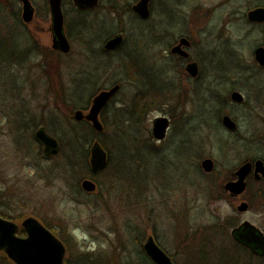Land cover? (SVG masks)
<instances>
[{"label": "rangeland", "instance_id": "rangeland-1", "mask_svg": "<svg viewBox=\"0 0 264 264\" xmlns=\"http://www.w3.org/2000/svg\"><path fill=\"white\" fill-rule=\"evenodd\" d=\"M32 1L39 10L47 2ZM150 2L151 9L155 5L161 15L162 20L154 13L152 18L159 21V31L168 30L164 22L172 14L178 21L169 31L174 33L175 28L189 35L223 24V17L235 7L236 21L226 32L252 67V50L263 40L259 30H248L246 15L264 5V0H235L221 7L220 0H178L173 10V0ZM136 3L103 0L101 8L91 13L94 19L79 17L84 34L96 39L90 42L94 49L74 35L72 55H56L61 69H42V56L29 51L35 45L48 57L55 56L51 21L43 16L24 25L19 17L20 24L14 19L22 8L20 0L0 3V212L13 218L20 232L23 221L32 217L47 229L44 221L48 223L60 240L61 236L71 237L65 262L73 254L93 253V260L105 257L99 259L102 264L137 263L148 237L153 236L176 264H263L240 248L232 256L231 233L244 220L264 229V199H254L248 212H239L243 201L249 203L247 197L232 198L222 184L246 159L264 153L263 147L256 146L259 142H254L255 134L264 129V90L254 110L231 106V101L224 107L215 100L216 89L224 103L233 87L244 93L256 91L247 90L245 72L239 77L234 71L226 73L217 87L218 62H234L231 54L224 56L231 48L220 44L206 52L210 66L203 71L202 94L193 92L195 84L187 80L185 72L171 62L156 60V50L149 43L156 23L137 19L131 11ZM183 19L187 21L185 30L180 27ZM204 20L207 23L202 29ZM113 32L125 33L127 46L131 45L121 57L127 68L118 62L102 76L97 69L100 61L103 66L104 62L96 49ZM159 56L165 59L163 52L159 51ZM259 77L264 81V73ZM118 79L124 86L104 113V133L97 135L111 150L112 168L105 173L111 180L101 175L98 189L89 194L81 183L89 173L86 154L95 137L87 123L74 116L89 107L93 93L111 87ZM140 89L155 104L148 106L141 122L133 119L137 117L134 99ZM222 111L239 123V134L224 129ZM160 117L174 120L168 138L161 143L154 140L152 132L154 120ZM41 127L60 142L57 155L46 157L40 143L31 139ZM206 159L214 162L212 173L202 168Z\"/></svg>", "mask_w": 264, "mask_h": 264}, {"label": "flooded vegetation", "instance_id": "flooded-vegetation-1", "mask_svg": "<svg viewBox=\"0 0 264 264\" xmlns=\"http://www.w3.org/2000/svg\"><path fill=\"white\" fill-rule=\"evenodd\" d=\"M29 1H30V4H31L32 9H33L31 20L29 22L25 21L24 4L21 2V0H20V2L22 3V8L19 9V16L17 17L15 15L14 19L16 21H18L20 24H22V22H23L24 25L30 24L35 20V18H39V17H43V16L48 18L51 21L50 31H51V36H52V50L56 53L55 56L54 57H51V56L48 57L46 54V51H44V52L40 51V50L38 51V48L35 45H32V47L29 49V51L31 53H38L39 56H42L43 63L40 65L42 69L44 67L46 69L48 67L50 68V66H51V68L54 67L56 69H59V68L61 69L62 65H61L60 61H58L57 57L58 56L59 57H61V56L67 57V56L72 55V51L74 49L73 48V42H72L74 35H77L78 36L77 38H79L81 42L84 40H87L89 45L91 46V50L93 51L94 46L92 45L93 44L92 40L96 41V39L93 38L92 36H88L87 34H84V31H82V30L85 27L80 21L78 22L77 19L79 17H82V16L90 17V19H92L93 17H92L91 13L98 10L99 8H101V1H103V0H99L98 5L94 8L80 7L76 0H62L61 1L62 2L61 3V9H62V14H63V18H64V33H65V36L70 43L69 53H62L61 51L55 50L53 48V39H54V35L52 32V21H53L52 19L53 18H52L50 0H47L46 6L42 10H39L38 6L32 0H29ZM140 1L141 0H137V3L135 4V6ZM151 1L154 2L155 0H151ZM234 1L235 0H220L219 6L221 7L222 3H225V4L232 3L233 4ZM177 2H178V0H173V4L171 6L172 10L175 9V6L178 4ZM135 6H133L131 9V11H133L134 13H136ZM262 7L264 8V5L255 7L254 9L262 8ZM107 8H110V7H107ZM112 8H113V6L111 7V9ZM41 11H43L42 12L43 15H41ZM149 12H150V14L147 18H142L137 13L136 14L138 16H136V18L139 20H142V21L150 20V21H153L156 23L154 26H152V31H151L152 33L150 34L151 36H150V41H149L150 44H153L154 49L156 50V51H154L156 60H158L159 62H162L163 64L165 61L168 62L169 64L172 63L173 67L176 66L179 69H181V71L185 72L186 76H187V77L186 76L185 77L187 78V80L190 79V81H191L190 83H192V85L195 84L194 88L192 89V91L194 90L193 92H195L196 94H199V93L202 94V92H203V84L205 82L203 71L205 70L206 66H210L209 62L207 64V61H209V60L206 57V52H211L212 48L216 49L218 46H220V44H224L226 47L231 48V50H227V52L224 54V56L228 57V55L231 54L234 58V62L231 65H224V64L218 62V64L215 67L216 72L218 74V76H217L218 80H216L217 87L219 84H222L221 80H223L226 77V75H227L226 73H230V71H234V74H236L239 77L242 74H244V72H245L244 78L246 79V83H248V87H247L248 89L247 90L254 89L256 91L253 94H252V91L250 92L251 94L249 92L244 93L240 89L233 87L232 89L229 90L230 98L227 97V99L225 100V103H224L223 100L220 99V97H221V94L219 92L220 89H216L215 90L216 91L215 100L217 102H218V100H220L222 102V105H224V107L226 106V104H229V101H231L233 104L231 106L250 108L248 110H254L255 105L256 106L258 105L257 102L261 103L260 97L263 94L264 81L261 80L259 75H261V73H264V67H262L256 61L255 52L259 48H264V23H253L248 19V14L246 15L245 24L247 25L248 30H254V29L259 30L260 34L262 35V40H263L262 44L258 45L255 49L252 50L254 62L252 64V67L250 66L251 68H249V65H247L244 62V57H242V55L239 53V51L237 49V43H233L231 41L232 37H230V39H229L228 33L226 32V29H228L229 26H233L234 22L236 21L235 16H237L236 15L237 11H236L235 7L228 11V13H229V14L227 13L228 15L223 17V19H222L223 24L222 23L219 24V22H218V24L215 23V25H214L215 27H213L211 30L208 28V31L202 30L201 33L198 31L199 34L192 33L191 35H189L188 33H183V32L180 33L179 32L180 30H176L175 28L172 29L174 33H172L171 30L169 31V28H171L174 25V23H176L178 21L176 16L172 15V14L169 15L170 18L167 20V22H164V24H166L169 27L168 30H162V32L159 31V28L157 25V24H159L158 23L159 21L157 20L156 17H154L153 20H152V18H153V13H154V16H157L160 19H161V15L158 14L157 8L155 5L153 6V9H151V7L149 5ZM155 12H157V15H155ZM19 17H20V20L22 22H20V20L18 19ZM203 19H204V17H203ZM186 23H187V21L185 22V19L180 21L181 30L182 29L185 30L184 28H185ZM188 23H189V20H188ZM206 23H207V21L204 20L202 23V29L204 28V25ZM229 32H231V31H229ZM197 35H199V37ZM200 35H201V38H200ZM202 35H204V38H202ZM117 36H121V38H122L119 46H117L113 50H107L106 45L108 44V42L111 41L112 39L116 38ZM205 36L209 37V38H213V41H207ZM225 37H228V38L225 39ZM197 40L199 42H197ZM127 44H128V38H127L126 34L123 32H113L109 36H105V38L101 40V46L96 50L99 51V54L102 58V61L104 62V66H103L102 62L100 61L99 65H98L99 69H97L98 71H102V76L108 74L111 70H113V68H116L117 67L116 65L118 64V62H120V65H122V67H124V66L126 67V65L123 61V58H121V57L123 55H126L125 54V53H127L126 50L129 47H131V45L127 46ZM132 45L135 46L136 43H134ZM159 51L163 52V54L165 55V57H164L165 59L162 60L160 58ZM132 53H134V52L132 51ZM56 55H57V57H56ZM116 55H118V58H117L118 61L115 60ZM190 65H196L197 66L198 74L196 77H192V75L188 72ZM100 66H103V67H100ZM63 67H65V66H63ZM77 72H79V70H77ZM126 74H127L128 78H134L135 82H137L135 77H133V76L130 77L131 74H129V73H126ZM93 77L98 78L96 75H93ZM152 81H153V79H151V82ZM136 84H134V85H136ZM116 86L119 87L118 91L116 92V94H114L112 96V98L109 100L108 104L106 105V107L104 108L102 113L100 114V120L104 126V131L106 129V122H105V119H103L104 112L106 113L107 109L109 108V105L117 98V94L120 92L121 88L124 86L123 81L121 79H118V81L113 82L111 87L105 88V89H102L96 93H93L91 95V98L89 101L90 102L89 107H87V109L81 110L85 113H88L90 111L91 106H92L93 100L95 99L96 96H98V94H100L103 91H109ZM139 92L140 93H137L136 96L139 98H142V99H146V95H144V93L142 92L141 89L139 90ZM141 92H142V94H141ZM235 92L240 93L242 95L243 100L241 103H237V102H234L232 100V94ZM249 94H250V96H249ZM77 98H79V97L77 96ZM222 115H223V117L221 118V124L222 125H223L222 121H223V118L225 116H230L232 118V120L237 125L236 130L233 132L229 131L225 127H224V129L231 132V134H239L241 131V127H240L239 123L236 122L234 120V118L226 112L222 111ZM185 120H187L186 117H185ZM78 122H85V123H87L88 126H90V128L93 127L92 124L87 120H82V121H78ZM172 125H174V120L170 119L169 120V127L167 129V132H166L164 139L159 140V139H156L154 137V140L159 142V143L164 142L168 138V132L172 128ZM39 129H41V128H39ZM101 133H104V132H101ZM242 136L246 137L247 135L242 134ZM255 136H256V140L254 141L255 145L257 142H259L256 146L264 148V129H263V132L255 134ZM250 138L253 141L252 137H250ZM180 141H181L180 139L177 140V142H180ZM181 146L185 147V143H183ZM103 148L107 153L108 162H107L106 168L100 172H94L92 165H91L92 146L90 147L89 151H87L86 157L88 156V161H87L86 167H87V170L89 173L82 180V183H81L82 188H83V182L86 180H90L96 184V190H97L99 187V184H100L99 180H100L101 175L105 174L107 171H109V169L112 168L111 162L113 159H112V155H111V150L107 149L105 147H103ZM258 161H262L264 163V153L261 152V153L252 155V157H250L249 159H246L233 172L232 177L230 179H228L225 184H222V189L225 191L226 194L230 195L232 198H239L240 196L242 197L244 195L247 197L249 203L247 201H243L244 203H246L248 205V210L245 212H248L250 210L251 205L253 206V200L254 199L259 198V197L261 199H264V173L261 171L257 172L256 164ZM247 162L251 163L252 168H251L250 173L247 175V177L245 179V184H246L245 191L240 195L232 196L231 192L227 191L225 186L229 182L238 181L237 172ZM116 170H120L119 165L116 166ZM104 177L106 178L107 174H105ZM107 178H108L107 181L111 180V177H107ZM95 192H87V193L94 194ZM261 202H263V201H261ZM237 209L239 211V207ZM245 212H242V213H245ZM245 222H249L255 228V231L257 230V233L263 238L261 241L250 242V241H252L251 240L252 236L247 231H243V229H240L242 224ZM231 236L233 237L232 239H233V244H234L233 251L231 253L232 256H235V249L237 248V250H238V248H240L242 252H244V253L247 252L249 255L253 256L255 259L259 260L260 262H262L264 264V255H263L264 254V229L263 228L258 227L253 222L244 220L232 230Z\"/></svg>", "mask_w": 264, "mask_h": 264}, {"label": "water", "instance_id": "water-1", "mask_svg": "<svg viewBox=\"0 0 264 264\" xmlns=\"http://www.w3.org/2000/svg\"><path fill=\"white\" fill-rule=\"evenodd\" d=\"M24 4V18L29 22L32 18V6L29 0H21ZM62 0H50L52 12V32L54 35L53 48L62 53H69L70 43L64 33V18L61 9ZM80 7L94 8L98 5L99 0H76ZM150 0H141L136 6L135 11L142 18H147L150 14ZM248 19L253 23H264V8H257L248 13ZM121 36L112 39L106 45L107 50H113L121 43ZM256 61L264 67V48H259L255 52ZM188 72L192 77L198 74L197 66L190 65ZM116 86L109 91H103L93 100L92 106L88 114L79 110L75 113V120H87L92 123L97 132H102L104 126L100 121V114L108 104L109 100L118 91ZM232 100L241 103L243 98L240 93H233ZM223 125L229 131L236 130L237 125L230 116L223 118ZM169 127L167 118H158L154 122L153 132L156 139H163ZM35 138L44 145L45 155H56L59 151V142L50 136L44 128L39 129ZM108 156L106 151L101 147L99 142H96L92 147L91 165L94 172H100L107 166ZM257 172L264 173V163L258 161ZM202 167L205 172L211 173L214 170V162L211 159H206L202 162ZM252 168L251 163H245L237 172L238 181L229 182L225 188L231 192L232 196H237L245 191V179ZM83 189L87 192H95L96 184L90 180L83 182ZM248 210V205L243 203L239 207L240 212ZM22 227L26 232V237L19 236L20 225L15 222L6 220L0 217V252H3L15 264H65L66 247L63 242L52 233L49 229L43 226L37 219L28 218L23 221ZM240 229L247 231L252 236V241H261L263 238L255 231V228L249 223H244ZM144 250L148 257L155 264H175L168 254L158 245L153 236L148 237ZM264 255V254H263Z\"/></svg>", "mask_w": 264, "mask_h": 264}, {"label": "trees", "instance_id": "trees-1", "mask_svg": "<svg viewBox=\"0 0 264 264\" xmlns=\"http://www.w3.org/2000/svg\"><path fill=\"white\" fill-rule=\"evenodd\" d=\"M3 1L4 0H0V3H3ZM130 77H132V75ZM134 105H135V109H136L135 114L137 117L134 116L133 119L141 122V121H143V119L145 117V112H146L145 110H147L148 106L155 105V104L153 102L152 103L149 102L148 99H142V98H139L136 96V98L134 99ZM220 123H221V118H220ZM88 127H89L90 132L93 133V135L95 137L94 140L99 141L103 147L109 149L108 143L105 140L98 138L97 137L98 134L95 131H93V129L90 128V126H88ZM30 136H31V139L33 140V142L37 143V141L35 140L34 133H32V135H30ZM39 147L41 150L43 146H41V144H39ZM86 158L88 159V157H86ZM111 165H112V162H111ZM0 217L7 219V220H11V221L14 220L10 216H8L7 214H3L2 212H0ZM44 223L49 229L52 230L51 226L48 223H46L45 221H44ZM52 231L54 233H56L54 229ZM56 234H58V233H56ZM20 235L21 236L26 235V233L23 229L21 230ZM61 239H63L62 241H63V243H65V246H67V248H69L71 237H70V239L69 238L64 239V237L61 236ZM141 255H142V258L139 262H137V263L133 262V263H128V264H154L153 261L146 255L143 248L141 250ZM93 256H94L93 253L73 254V256H71L70 259L66 260L65 264H92L93 262L97 263V264L103 263V261H100V260H102L101 259L103 257L102 255H99L100 260L98 258H95V260H93L92 259ZM103 258H105V257H103ZM0 262L5 263V264L9 263V258L2 252H0Z\"/></svg>", "mask_w": 264, "mask_h": 264}]
</instances>
